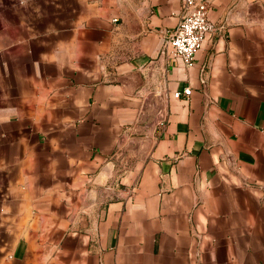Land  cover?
I'll list each match as a JSON object with an SVG mask.
<instances>
[{
	"label": "crops",
	"instance_id": "crops-1",
	"mask_svg": "<svg viewBox=\"0 0 264 264\" xmlns=\"http://www.w3.org/2000/svg\"><path fill=\"white\" fill-rule=\"evenodd\" d=\"M182 1L0 0V264H264V0Z\"/></svg>",
	"mask_w": 264,
	"mask_h": 264
},
{
	"label": "built area",
	"instance_id": "built-area-1",
	"mask_svg": "<svg viewBox=\"0 0 264 264\" xmlns=\"http://www.w3.org/2000/svg\"><path fill=\"white\" fill-rule=\"evenodd\" d=\"M217 31L210 19L209 0H183L182 17L178 25L165 32L166 44L173 48V56L182 60L186 67H193L206 38ZM192 95L190 88L184 91ZM176 93L175 98H180Z\"/></svg>",
	"mask_w": 264,
	"mask_h": 264
}]
</instances>
